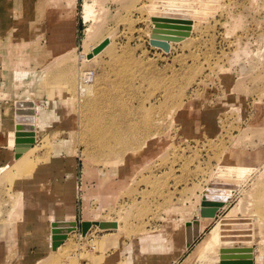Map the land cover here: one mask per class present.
Masks as SVG:
<instances>
[{
    "label": "rangeland",
    "instance_id": "rangeland-1",
    "mask_svg": "<svg viewBox=\"0 0 264 264\" xmlns=\"http://www.w3.org/2000/svg\"><path fill=\"white\" fill-rule=\"evenodd\" d=\"M52 4L0 0V56L14 59L0 88L17 81L37 107L29 169L6 142L13 121L0 125V231L48 243V220L75 222L40 264H218L207 242L226 226V249L264 264L252 217L264 210V0H75L66 48ZM62 191L76 194L72 215ZM202 195L228 197L200 218Z\"/></svg>",
    "mask_w": 264,
    "mask_h": 264
},
{
    "label": "crops",
    "instance_id": "crops-1",
    "mask_svg": "<svg viewBox=\"0 0 264 264\" xmlns=\"http://www.w3.org/2000/svg\"><path fill=\"white\" fill-rule=\"evenodd\" d=\"M52 2H53V0H52ZM53 3H55V4H52V8H51L50 13H54L55 15L61 13L62 15H64L63 20H67L70 16V14L68 12H66V7H65L67 5V0H54ZM56 7H59L60 9L57 10ZM74 10H76V9L74 8ZM58 11H60V12L58 13ZM66 16H67V18H66ZM57 22H59V21H57L55 18L53 23H51L52 26L59 27ZM74 30H75V25H73V30L69 31V34H68V32L65 33V36H68V38L67 39L65 38L66 46H64V48H66L69 45H73L72 40L74 39ZM63 40H64V38H63ZM11 61L13 62L14 59H12V58L7 59L6 56L1 58V56H0V68H2L4 66V63H11ZM11 69H10V72L8 73V76H10V77L12 74ZM3 70H5L4 67H3ZM16 84H18L17 81H16V83H13V81H12L6 88H0V94L1 95L7 94V97L3 101L0 102V110H2V111H0V125H10L9 120L13 121L11 133L6 132L8 134V135H6L8 137L6 139V142L9 141L8 142L9 148H10V146L11 147L13 146L14 150H15V145H14V140H13L14 134H15V129H13L14 125H15V123H14V117H15L14 103L16 101H33L30 99H26V98H19L21 92L16 90ZM4 108H8V111H5ZM11 115H13V117ZM35 121H36L35 122V124H36L35 140H36L37 109H36V113H35ZM31 151H32V148L29 151H26V153L27 152L30 153ZM74 213H75V211H74ZM45 218H49V216H45ZM19 222H21V221H19ZM37 222H42V219L39 221H35L34 223H37ZM51 222H52L51 220H48V223L50 225V229H51ZM33 227L34 226H31L30 228H33ZM30 231H32V230H30ZM23 236H24L23 240L25 238L26 239L30 238L29 241L26 240L27 243H24L23 240H21L22 243L18 242L17 239H19ZM0 238L3 239V240H0V264H40V263H42L43 260L46 261L49 257L53 258L55 256V254L57 253V251H53L51 249L50 239H49V242L46 243V241L44 240L46 238V234L43 235V233L36 234V235L32 236L31 232L29 233L28 230H26L24 232L14 230V229L13 230H4V231H0ZM31 238H34V240ZM13 239H14V241H13ZM29 243H31V244H29ZM20 244H23V246ZM24 245H26V246H24Z\"/></svg>",
    "mask_w": 264,
    "mask_h": 264
},
{
    "label": "water",
    "instance_id": "water-1",
    "mask_svg": "<svg viewBox=\"0 0 264 264\" xmlns=\"http://www.w3.org/2000/svg\"><path fill=\"white\" fill-rule=\"evenodd\" d=\"M105 42L102 43L99 47H97L93 53L98 52L101 50L103 46H105ZM14 113H15V122L19 123L22 122L21 119L28 122V120H32L34 102L32 101H16L14 103ZM24 116V117H21ZM28 119V120H27ZM31 128L29 126L25 127H18L16 126V133H15V139L14 143L16 144V149L14 153V158L18 159L23 153H25L29 148H31L32 144L34 143L32 135H30ZM227 197H215V196H202L201 198V206L202 208L208 207L207 209H201L200 210V216L201 217H213L216 214V211L226 202ZM73 225L68 226L67 229H65L62 233H60L58 230L60 228V225L52 224V250H55L57 246H59L62 241L64 240V237L66 236V233H68L71 228L76 227V223H72ZM94 225L98 226L99 229L102 230H108V229H115L116 223L114 222H99L94 223ZM81 226V233L82 235H85L88 229L91 226V223L89 222H82L80 224ZM199 232V222L193 221V222H187L185 224V237H186V246L189 247L192 242L197 238ZM221 254L225 253H251V250L248 248L240 247L236 249H222L220 251ZM222 257V256H221ZM249 260H247L246 264H252L251 257H248ZM233 262V261H232ZM233 264V263H230Z\"/></svg>",
    "mask_w": 264,
    "mask_h": 264
},
{
    "label": "bare ground",
    "instance_id": "bare-ground-1",
    "mask_svg": "<svg viewBox=\"0 0 264 264\" xmlns=\"http://www.w3.org/2000/svg\"><path fill=\"white\" fill-rule=\"evenodd\" d=\"M120 1V0H119ZM54 2V1H53ZM57 2V1H56ZM69 3H70V5H71V14H70V11H69ZM65 5V4H64ZM66 7V12H68L69 14H70V16H69V18L67 19V20H62V21H59V22H57V24H58V26L60 27V29H63V34H65L66 32H69V30L70 29H72L73 30V28H72V26H73V18H74V15H75V10H74V7H75V0H67V5L65 6ZM64 13V12H63ZM73 13V14H72ZM90 14V10L87 8V10H86V12H85V15L86 16H88ZM57 15V14H56ZM71 31V30H70ZM72 33V32H71ZM73 36V35H72ZM73 47V46H72ZM74 48V47H73ZM86 74V73H85ZM93 78H94V74H93V76H92V81H93ZM80 86L81 87H85V83H83V86L80 84ZM33 102V101H32ZM36 104L34 103V107L32 108V110H33V115H32V120H28V122H26L25 120H23V119H21L22 120V122L20 121L19 123H16L15 122V117H14V123H15V125H14V128L13 129H15V133H16V126H20V127H25V126H29L30 128H31V131L30 132H28V133H30V135H32V138H33V141H35V130H36V124H35V113H36V106H35ZM15 114V113H14ZM12 117H13V115H11ZM34 116V117H33ZM21 117H24V116H21ZM14 139H15V134H14ZM14 145H15V149H16V144L14 143ZM105 147H107L106 145H104ZM110 149H111V146H110ZM29 150V149H28ZM27 150V151H28ZM140 150H142V148L140 147V149L138 150V151H140ZM15 153V150H14V152H13V154ZM26 153V152H25ZM25 153H23L20 157H19V165H18V167L20 168V169H29L30 168V162L29 161H26V157H25ZM23 156V157H22ZM29 172V171H28ZM62 193V195L61 196H56L59 200H63V202L65 203V206H64V208L67 210V211H69V213L72 215V211H73V206H74V199H75V197H76V194H67L66 192H64V191H62L61 192ZM202 196H204V195H202ZM202 196H201V198H202ZM206 196V195H205ZM207 196H215V197H222V196H226V195H207ZM226 197H228V196H226ZM226 204V202H224V204H222V206L220 207V208H222L224 205ZM208 207H205V208H202V206H201V202H200V209H199V216H200V210L201 209H207ZM220 208L216 211V213L220 210ZM256 208V207H255ZM23 209V206L22 205H20L19 206V211L18 212H20L21 210ZM262 209H264V208H262ZM251 214H252V212H250ZM254 215L252 214V217H254V219H255V216H257L256 217V222L257 223H255V230H258V231H260L261 232V234L264 236V210H261V211H259V207H257L256 209H254ZM216 215V214H215ZM214 215V216H215ZM245 215H247L246 213H245ZM244 215V216H245ZM248 215H249V213H248ZM213 216V217H214ZM213 217H201L200 216V218H213ZM249 218H251V217H248V218H246V219H249ZM27 219V218H26ZM24 220V219H23ZM194 221H196V220H194ZM190 222H193V221H190ZM72 223H75V222H73V221H61V222H52L51 223V225L52 224H55V225H60V228H59V232L60 233H62L65 229H67L68 228V226H70V225H73ZM187 223V222H186ZM185 223V224H186ZM243 223V222H242ZM185 224H184V231H185ZM226 226H223L222 227V230H224V229H226L225 228ZM76 229V227H73V228H71V230L69 231V232H71L72 230H75ZM199 229H200V224H199ZM217 229V228H216ZM221 230V231H222ZM221 231L218 233V231L217 230H215V231H212L209 235H210V237L208 238V242L207 243H209V247H210V249H211V252H212V254H214L215 256H216V259H217V261H218V264H230V263H233L232 261L235 259L234 257V255H232L231 253V255H227V254H221L220 255V251H221V249H226V248H230V247H232V246H230L227 242V240H229V239H225V238H223L222 237V233H221ZM68 232V233H69ZM68 233H66V234H68ZM185 235V234H184ZM198 236H199V232H198ZM198 236H197V238H198ZM65 238H66V236L64 237V240H65ZM196 238V239H197ZM195 239V240H196ZM63 240V241H64ZM194 240V241H195ZM50 241H51V244H52V228L50 229ZM193 243V242H192ZM185 246H186V237H185ZM191 246V245H190ZM189 246V247H190ZM248 246V245H247ZM58 247V246H57ZM56 247V248H57ZM187 247V246H186ZM188 248V247H187ZM248 248V247H247ZM51 249H52V247H51ZM54 251V250H53ZM252 252V251H251ZM236 254V253H235ZM261 254V253H260ZM237 255H238V253H237ZM243 255V254H242ZM241 255V253H240V257L242 256ZM222 256V257H221ZM246 256V257H245ZM253 256V255H252ZM237 258V256H236V260H239V263L240 264H246L247 263V260H249L248 259V257H251V255L250 254H248V253H245L241 258ZM252 258V257H251ZM215 259V260H216ZM247 259V260H246Z\"/></svg>",
    "mask_w": 264,
    "mask_h": 264
},
{
    "label": "built area",
    "instance_id": "built-area-1",
    "mask_svg": "<svg viewBox=\"0 0 264 264\" xmlns=\"http://www.w3.org/2000/svg\"><path fill=\"white\" fill-rule=\"evenodd\" d=\"M93 74L90 72L87 74V79L90 80L92 78Z\"/></svg>",
    "mask_w": 264,
    "mask_h": 264
}]
</instances>
